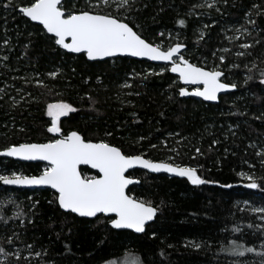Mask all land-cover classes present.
<instances>
[{
  "label": "trees",
  "instance_id": "16d2710c",
  "mask_svg": "<svg viewBox=\"0 0 264 264\" xmlns=\"http://www.w3.org/2000/svg\"><path fill=\"white\" fill-rule=\"evenodd\" d=\"M7 2L0 0V149L56 139L47 130V105L65 101L76 109L61 120L66 134L76 130L86 140L108 142L128 155L193 167L213 183L193 185L187 177L130 171L140 182L128 193L158 208L156 220L136 234L112 228L104 215L89 219L63 211L53 190L0 182V204L5 205L0 246L19 253V259L9 255L6 264H102L127 254L141 264H259L256 253L238 257L221 249L237 240L264 251L259 228L264 213L252 211L264 208V0H220L212 6L203 0H136L128 13L125 22L138 26L149 42L185 44L184 52L198 66L222 70L225 83L240 73L237 91L222 94L218 103L180 96L182 85L166 66L120 56L90 61L85 53H69L41 25L15 10L30 0H13L15 8L6 9ZM75 2L82 9L88 0ZM246 12L255 21L250 25L252 47L243 56L225 52L223 61L214 57V64H204L201 56L211 57L227 44L225 20ZM234 58L240 64L237 72L228 68ZM53 72L59 74L48 75ZM244 90L249 91L246 99H232ZM45 167L0 157L3 175H40ZM241 172L261 187H247L251 181ZM82 173L97 175L88 168ZM10 199L16 203L6 204ZM237 227L242 231H234Z\"/></svg>",
  "mask_w": 264,
  "mask_h": 264
},
{
  "label": "snow or ice",
  "instance_id": "6c2138e0",
  "mask_svg": "<svg viewBox=\"0 0 264 264\" xmlns=\"http://www.w3.org/2000/svg\"><path fill=\"white\" fill-rule=\"evenodd\" d=\"M135 2L136 0H96L94 3L93 0H88L85 8L81 9L77 8L75 0H30L27 6L15 10L30 18L31 21L42 24L47 33L54 35L57 45L74 53L86 52L90 60L124 54L147 57L153 61L170 62L171 72L179 73L180 79L185 84L203 85L202 88L197 87L191 93L187 88L181 87L180 96L195 95L205 100L216 101L220 92L237 88L236 83L222 81L221 77L224 76L222 70H206L185 59L182 49L186 46L183 43L177 42L174 46L165 48L163 44L149 42L143 38L138 26H130V20L125 22L129 19L128 13L133 10ZM4 7L15 8L13 0H8ZM248 22L255 24L253 20ZM178 23L184 26L185 20L180 19ZM160 35L164 36V33ZM242 47L250 48L252 45L245 44ZM238 55L243 56L244 53L241 52ZM220 59L223 61L224 57ZM58 74L53 72L48 75L55 78ZM247 79L250 80L252 77L249 76ZM37 84L46 87L42 80H38ZM128 86L125 85V87ZM73 111L76 109L64 101L48 104L47 114L53 119L51 127L47 130L59 134V139L40 144L9 145L0 151V156L49 162L40 175L28 176L17 172H12L11 175L0 174V182L12 186H51L58 193L57 202L62 209L77 213L81 217L115 214V218L109 217L114 228L134 229L137 233L145 231V225L154 219L158 208L150 202L138 200L128 194V186L139 183L126 175L129 169L141 165L144 169L153 172L163 170L187 177L193 185L213 183L203 179L193 167L153 162L151 159H145L143 155H128L120 147L105 141L85 140L75 131L64 135L60 127V118ZM108 135L111 134L108 133ZM141 139L144 138L141 137ZM196 151L199 152L200 149L197 148ZM82 164L91 165L92 168L98 169L100 174L82 176L79 170ZM240 175L247 176L251 181L247 185L249 188H260L261 183H264V177H261V183H258L251 175L243 172ZM226 186L231 187V185ZM5 203L14 205L16 201L10 199ZM4 206L0 204V211H3ZM252 211L264 213V208H254ZM2 219L4 217L0 215V220ZM261 220H264V216H261ZM247 227L252 228L253 225L249 224ZM259 228L264 231V225ZM234 231L242 230L237 227ZM8 243H12L11 239ZM194 246L200 247L198 244ZM261 248L264 249V243L261 244ZM221 251L238 257H244L246 253H256L260 257L259 264H264V251L257 252L256 247L247 246L237 240H232L230 245L222 248ZM9 255L19 259L18 252L9 253L0 246V256L4 257L0 259V264H6ZM125 264H137V262L126 261ZM234 264H243V262L237 261Z\"/></svg>",
  "mask_w": 264,
  "mask_h": 264
},
{
  "label": "rangeland",
  "instance_id": "374dc122",
  "mask_svg": "<svg viewBox=\"0 0 264 264\" xmlns=\"http://www.w3.org/2000/svg\"><path fill=\"white\" fill-rule=\"evenodd\" d=\"M93 2L95 3L96 0H93ZM203 2H207L208 6L209 5H213V4H218V2L220 3V0H203ZM192 10H196L195 8H192ZM249 20H253L252 17H251V13L250 12H246L244 14V16H241L240 18H229V19H226L223 26L225 27L223 29V34L225 35L226 39H227V44L224 45L223 49L220 48V49H215L213 55L211 57H209L208 55H204V56H201L200 58L203 60L202 62L205 64H214L215 62V58H220V57H224L225 58V52H230V54L235 57L238 55V53H246L247 52V48H244L242 47V45H245V44H252L253 41H251V35H249L252 31V27L250 26L251 23H249L248 21ZM202 34V32H200ZM200 38V37H199ZM248 40V41H247ZM157 44H161V43H157ZM223 46V45H222ZM165 48L168 47V46H164ZM186 59H188L189 61L193 62L194 64L198 65V62H194L192 60V57L188 54H186L185 52L182 53ZM221 60V59H220ZM157 66H166L167 69H169V66L168 65H161V64H156ZM234 65H238V67L240 66L239 62L236 61V59L234 58V60L232 62H230V64L228 65V68L229 70H238L239 68L238 67H234ZM146 69V67H145ZM161 69H163V67H161ZM213 69H217V67H213L211 68V70ZM237 72V71H235ZM241 76L245 77L246 80L248 78V73L245 72V71H241ZM234 75L231 76V81L232 83H236V76H238L239 74H235L233 73ZM227 78H230L227 77ZM222 81H224L223 77L221 78ZM263 79V78H262ZM197 87H202V86H197ZM196 87V88H197ZM196 88H193V89H196ZM190 89V88H188ZM236 92L237 91V88L235 90H232V91H229L227 93H231V92ZM247 95H249V91L248 90H244V91H241L239 93H237V95L232 98L233 100H239V99H246L247 98ZM56 102H59V101H54V102H50L49 104L51 103H56ZM65 102V101H64ZM68 103V102H66ZM69 104V103H68ZM71 105V104H70ZM74 108V107H73ZM71 112H69L68 114H70ZM67 114V115H68ZM66 116V115H65ZM64 116H62L60 118V127L62 129V132L64 135H66V133L68 131L64 130L61 126V120ZM48 118L50 120V126L52 125V117H50L48 115ZM55 134V133H54ZM56 135V139H58L60 136L59 134H55ZM260 151L263 152L264 151V144L260 147ZM166 161V160H165ZM167 162V161H166ZM169 162V161H168ZM176 164V163H174ZM179 165V164H178ZM47 167V166H46ZM249 175V174H248ZM247 177V176H246ZM126 261H136L137 264H141L140 260L138 257L136 256H133V255H126L124 256V258L120 259V260H115V261H110V262H106V263H102V264H125Z\"/></svg>",
  "mask_w": 264,
  "mask_h": 264
},
{
  "label": "water",
  "instance_id": "95a60500",
  "mask_svg": "<svg viewBox=\"0 0 264 264\" xmlns=\"http://www.w3.org/2000/svg\"><path fill=\"white\" fill-rule=\"evenodd\" d=\"M26 17V16H25ZM26 18H28V17H26ZM29 20H30V18H28ZM31 21V20H30ZM31 22H34V23H36V24H39V25H41L42 26V28L46 31V29L43 27V25L42 24H40L39 22H37V21H31ZM131 26V25H130ZM135 30V29H134ZM46 33H47V31H46ZM48 35H50V36H53L54 37V35L53 34H50V33H47ZM144 38V37H143ZM185 45V44H184ZM172 46H174V45H172ZM186 48V47H185ZM185 48L184 49H182V53L185 51ZM65 51H67V52H69V53H73V54H81V53H85V55H86V57H87V54H86V52H81V53H74V52H70V51H68V50H66V49H64ZM132 57V58H135V59H138V60H143V61H148V62H150V63H152V64H161V65H168L169 66V71H170V73L171 74H173V75H175V76H177V78L179 79V82L181 83V85H182V87H184V88H190V89H188V91H189V93H191V92H193L195 89H193V88H196L197 86H202L203 87V85H201V84H185L184 83V81L183 80H181L180 79V77H179V73H173V72H171V64H170V62H165V61H153V60H150V59H148L147 57H134V56H130V55H124V54H118L117 56H113V57H105V58H103V59H97V60H106V59H111V58H116V57ZM87 59L88 60H90L88 57H87ZM186 59V58H185ZM90 61H96V60H90ZM190 62V61H189ZM190 63H192V62H190ZM192 64H194V63H192ZM196 65V64H195ZM198 66V65H197ZM198 67H201V66H198ZM206 70H211V69H207V68H205ZM222 78V77H221ZM224 82V81H223ZM201 87V88H202ZM235 90V89H234ZM229 91H232V89H229V90H225V91H222V92H220L219 94H218V99L216 100V101H209V100H205L204 98H202V97H198V96H195V95H187V96H193V97H196V98H199V99H201V100H203V101H205V102H210V103H218L219 102V99H220V96L222 95V94H225V93H227V92H229ZM73 131H75V132H78V131H76V130H72V131H70V132H73ZM69 132V133H70ZM79 133V132H78ZM80 134V133H79ZM67 135V134H66ZM81 135V134H80ZM83 136V135H82ZM60 138V137H59ZM58 138V139H59ZM86 140V139H85ZM47 142H49V141H47ZM47 142H30V143H38V144H40V143H47ZM92 142H100V141H92ZM21 144H25V143H21ZM18 145V144H17ZM115 146V145H114ZM117 147V146H116ZM4 149H0V151H3ZM138 155H142V154H138ZM0 157H7V156H0ZM143 157L145 158V159H149L148 157H146V156H144L143 155ZM7 158H12V159H14V160H18V161H24V162H42V163H44V164H46L47 166H48V164H49V162H47V161H43V160H23V159H20V158H16V157H7ZM153 162H164V163H170V164H172L173 166H180V165H177V164H174V163H171V162H166V161H159V160H152ZM180 167H184V166H180ZM82 168H88V169H90V170H92V171H94V172H96L97 173V175H99L100 173H99V170L98 169H94V168H92L91 167V165H84V164H82V165H80V168H79V170H80V172H81V175L82 176H84L83 175V173H82ZM143 170V171H147L148 173H151V174H166V175H169V176H176V177H181V176H179V175H177L176 173H170V172H167V171H163V170H161V171H159V172H153V171H150V170H148V169H144L141 165H136V166H134L133 168H131V169H129L128 170V172H126V175L127 176H129L131 179H133V180H135V181H139L140 182V180L139 179H137V178H134V177H132V176H130L129 175V172L130 171H132V170ZM96 175V176H97ZM3 184V183H2ZM134 184H137V183H134ZM133 185V184H132ZM132 185H129L128 186V189H129V187L130 186H132ZM7 186H12V185H7ZM12 187H16V188H21V189H50V190H53L54 192H56L57 193V191L55 190V189H53V188H51V186H47V185H44V186H12ZM128 189H127V192H128ZM129 194V193H128ZM130 195V194H129ZM57 196H58V193H57ZM131 196V195H130ZM61 208V207H60ZM62 209V208H61ZM63 211H65V212H70V211H68V210H64V209H62ZM72 213V212H71ZM73 214H75V215H77V216H79L77 213H73ZM99 215H104V216H107V217H112V218H115V214H98V216ZM79 217H81V216H79ZM156 217H157V215L154 217V219L152 220V221H149L146 225H145V231H146V228L150 225V224H152L155 220H156ZM83 218H89V219H93V218H96V217H83ZM110 225H111V223H110ZM112 226V225H111ZM112 228H114L113 226H112ZM114 229H116V228H114ZM116 230H130V231H132V232H134V233H136V234H142V233H137V232H135V230L134 229H126V228H123V229H116ZM144 231V232H145Z\"/></svg>",
  "mask_w": 264,
  "mask_h": 264
},
{
  "label": "bare ground",
  "instance_id": "6f19581e",
  "mask_svg": "<svg viewBox=\"0 0 264 264\" xmlns=\"http://www.w3.org/2000/svg\"><path fill=\"white\" fill-rule=\"evenodd\" d=\"M227 83V82H226ZM88 140V139H87ZM92 141V140H91ZM108 143V142H107ZM168 162V161H167ZM185 167V166H184ZM31 176V175H30Z\"/></svg>",
  "mask_w": 264,
  "mask_h": 264
}]
</instances>
